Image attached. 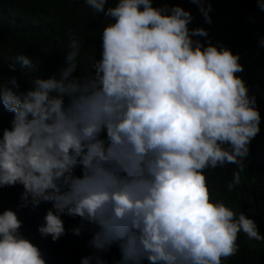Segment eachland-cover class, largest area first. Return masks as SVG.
I'll list each match as a JSON object with an SVG mask.
<instances>
[{"label": "trees", "instance_id": "trees-1", "mask_svg": "<svg viewBox=\"0 0 264 264\" xmlns=\"http://www.w3.org/2000/svg\"><path fill=\"white\" fill-rule=\"evenodd\" d=\"M0 264H264V0H0Z\"/></svg>", "mask_w": 264, "mask_h": 264}]
</instances>
